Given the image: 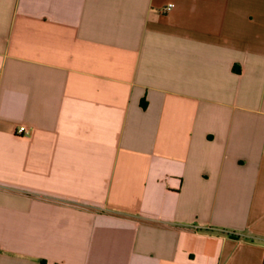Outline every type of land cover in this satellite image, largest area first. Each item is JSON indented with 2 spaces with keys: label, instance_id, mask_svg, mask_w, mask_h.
Returning a JSON list of instances; mask_svg holds the SVG:
<instances>
[{
  "label": "crops",
  "instance_id": "crops-1",
  "mask_svg": "<svg viewBox=\"0 0 264 264\" xmlns=\"http://www.w3.org/2000/svg\"><path fill=\"white\" fill-rule=\"evenodd\" d=\"M0 264H264V0H0Z\"/></svg>",
  "mask_w": 264,
  "mask_h": 264
},
{
  "label": "built area",
  "instance_id": "built-area-1",
  "mask_svg": "<svg viewBox=\"0 0 264 264\" xmlns=\"http://www.w3.org/2000/svg\"><path fill=\"white\" fill-rule=\"evenodd\" d=\"M173 7V4L170 3L168 4L165 8L164 11H169ZM17 134L22 135V136H29L30 135V130L26 126H20L16 130Z\"/></svg>",
  "mask_w": 264,
  "mask_h": 264
}]
</instances>
